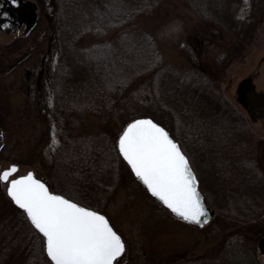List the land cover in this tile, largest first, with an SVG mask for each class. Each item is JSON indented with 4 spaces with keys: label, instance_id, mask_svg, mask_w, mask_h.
<instances>
[{
    "label": "trees",
    "instance_id": "16d2710c",
    "mask_svg": "<svg viewBox=\"0 0 264 264\" xmlns=\"http://www.w3.org/2000/svg\"><path fill=\"white\" fill-rule=\"evenodd\" d=\"M166 1L52 0L60 47L52 112L63 132L56 167L71 157L66 154L77 152L79 142L85 143L84 134L71 131L73 115L100 117L102 129L90 135L112 175L120 160L125 165L113 130L107 129L113 128L112 120L118 116L131 120L136 112L151 115L178 139L198 179L210 170L222 191L212 198L218 225L210 229L212 238L222 240L224 250L207 259L211 264H257L250 241L264 231V150L253 140L250 117L224 96L217 83L220 77L212 70L164 60L156 40L138 25L139 16ZM186 1L199 18L214 22V34L245 37L243 48L253 43L264 16L258 7L256 16L243 23L238 17L242 0ZM146 75L159 115L142 105L131 111L123 107L136 85L148 82ZM227 219L230 223L222 224ZM41 237L26 214L17 210L0 233V264L9 263L4 257L12 247L23 255L19 264H50Z\"/></svg>",
    "mask_w": 264,
    "mask_h": 264
},
{
    "label": "rangeland",
    "instance_id": "374dc122",
    "mask_svg": "<svg viewBox=\"0 0 264 264\" xmlns=\"http://www.w3.org/2000/svg\"><path fill=\"white\" fill-rule=\"evenodd\" d=\"M258 7L264 12V0H242L238 17L244 23L255 15ZM53 14L52 26L56 29L55 11ZM213 24L199 18L186 0H168L151 13L138 17V25L156 40L164 60L212 70L215 77H220L217 83L224 96L239 111L247 113L246 107L237 98V85L242 79L251 77L256 89L264 92V16L256 26L253 43L246 48H243L244 42L241 41L245 37H233L227 32L214 34ZM50 34L51 29L43 21L31 36L13 47L6 44L10 35H4L3 68L16 66L10 75L0 76V171L16 163L19 165L17 174L32 170L49 184L52 191L84 206L99 208L125 241V252L119 258V264H211L207 258L224 250L222 240L211 236L210 228L218 225L216 213L210 223L200 228L193 227L171 217L159 207L121 160L118 166H113L112 175L105 160H100L99 148L90 135L103 127L97 115L85 113L71 117L69 125L72 133L84 134L85 143L79 142L77 152L66 154L71 157L66 158L65 164L56 167V152L62 144L63 132L52 112V85L43 84L38 92L37 86L31 85L29 94L24 79L25 69L33 71L40 65ZM51 47L56 52L60 50L59 44L54 42ZM29 51L31 55L17 64L18 56ZM237 51L240 52L237 54ZM146 76L148 82L138 83L130 101L124 103L123 107L131 111L142 105L143 108L156 109L159 115L152 99L150 76ZM145 115L148 114L136 112L133 117ZM129 121L119 116L112 120L113 128L107 129L109 132L113 130L111 134L115 141ZM249 122L254 142L264 150V142L260 143L264 141V116L257 120L249 118ZM191 152H194L193 149ZM110 162L114 164L112 159ZM201 179L199 189L205 202L213 206L212 198L221 195L222 191L210 170L204 171ZM5 185V182H0V233L18 210L7 197ZM229 223L227 219L222 224ZM263 236L264 231L250 241L257 264L264 261V251L258 245L259 238ZM19 252L12 247L4 257L9 261L7 264H19L23 258Z\"/></svg>",
    "mask_w": 264,
    "mask_h": 264
},
{
    "label": "snow or ice",
    "instance_id": "6c2138e0",
    "mask_svg": "<svg viewBox=\"0 0 264 264\" xmlns=\"http://www.w3.org/2000/svg\"><path fill=\"white\" fill-rule=\"evenodd\" d=\"M116 147L135 177L172 213L197 224L209 218L188 156L161 124L148 116L131 119ZM18 168L12 163L0 171V182H6L9 197L42 234L50 264H119L125 241L106 215L50 191L31 170L17 174Z\"/></svg>",
    "mask_w": 264,
    "mask_h": 264
},
{
    "label": "flooded vegetation",
    "instance_id": "af4514ba",
    "mask_svg": "<svg viewBox=\"0 0 264 264\" xmlns=\"http://www.w3.org/2000/svg\"><path fill=\"white\" fill-rule=\"evenodd\" d=\"M43 7V10H42ZM45 7V9H44ZM53 4L52 0H18L16 4H12L10 0H0V13H7V16L0 15V76L10 75V72L15 69V66H9L7 69L3 68L4 35L9 34L10 40L7 41L10 47H13L16 43L23 41L27 36H31L35 32L38 25L45 21V26L51 29V34L48 38V46L46 52L41 57V63L33 71L25 69L26 71V84L29 88L31 85L37 86L38 90H41V86L46 83L54 84L55 69L58 62L59 51L56 52L52 49V43L58 45L57 29H53ZM60 49V48H59ZM30 50V48H29ZM31 55V51L28 54L24 53L16 59L18 63ZM54 55H57L55 57ZM56 58L54 65H52L53 58ZM6 70V71H4ZM264 94L262 91H258L252 82L251 77L242 79L237 85V98L246 107V111L253 120H257L259 117L264 116V100L261 101L260 96ZM264 251V241L259 243ZM264 264V261L263 263Z\"/></svg>",
    "mask_w": 264,
    "mask_h": 264
},
{
    "label": "water",
    "instance_id": "95a60500",
    "mask_svg": "<svg viewBox=\"0 0 264 264\" xmlns=\"http://www.w3.org/2000/svg\"><path fill=\"white\" fill-rule=\"evenodd\" d=\"M261 94V93H260ZM261 95H264V94H261ZM260 99H261V101H263L264 100V97L263 96H260ZM148 117H150V116H148ZM137 118V117H136ZM152 118V117H151ZM153 119V118H152ZM157 122V121H156ZM158 123V122H157ZM160 124V123H159ZM162 125V124H161ZM163 126V125H162ZM164 127V126H163ZM166 130H167V128L166 127H164ZM168 131V130H167ZM169 132V131H168ZM169 134H170V132H169ZM171 135V134H170ZM172 136V135H171ZM173 137V136H172ZM174 138V137H173ZM175 139V138H174ZM176 140V139H175ZM122 156V155H121ZM123 158V157H122ZM125 161V160H124ZM126 162V161H125ZM127 163V162H126ZM129 166V165H128ZM129 168H130V166H129ZM5 169V168H4ZM131 170V169H130ZM132 172V171H131ZM133 173V172H132ZM133 175H134V173H133ZM135 176V175H134ZM136 179H137V181L139 182V183H141L143 186H144V188L146 189V186L142 183V181H140L137 177H135ZM40 179V178H39ZM42 180V179H41ZM198 180V179H197ZM46 183V182H45ZM147 190V189H146ZM200 190V189H199ZM150 193V192H149ZM200 193H201V191H200ZM151 194V193H150ZM152 195V194H151ZM201 195H202V197H203V194L201 193ZM9 196V195H8ZM153 196V195H152ZM154 197V196H153ZM154 198H156V197H154ZM12 200V199H11ZM156 200H158L159 201V199L158 198H156ZM203 200H204V197H203ZM161 204H162V202L161 201H159ZM14 203V202H13ZM15 204V203H14ZM204 204H205V206L207 207V209H208V219L207 220H202V222L201 223H199V224H197V223H193V222H189V221H185V220H183V219H181L180 217H178V216H176L174 213H172L171 212V210L170 209H168L169 210V212L171 213V215L173 216V217H175V218H177V219H179V220H181V221H184V222H186V223H188V224H191L192 226H194V227H197V228H199V227H202L203 225H205L206 223H208L211 219H212V217H213V215H214V213H215V209L214 208H212V207H210L205 201H204ZM16 205V204H15ZM17 206V205H16ZM165 206V205H164ZM19 207V206H18ZM263 240H264V237H263ZM50 259V258H49Z\"/></svg>",
    "mask_w": 264,
    "mask_h": 264
}]
</instances>
